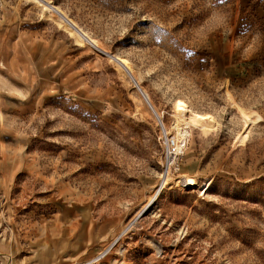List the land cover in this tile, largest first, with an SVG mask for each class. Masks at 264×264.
Returning <instances> with one entry per match:
<instances>
[{
  "label": "rangeland",
  "instance_id": "1",
  "mask_svg": "<svg viewBox=\"0 0 264 264\" xmlns=\"http://www.w3.org/2000/svg\"><path fill=\"white\" fill-rule=\"evenodd\" d=\"M0 53V264H264V0H0Z\"/></svg>",
  "mask_w": 264,
  "mask_h": 264
},
{
  "label": "bare ground",
  "instance_id": "2",
  "mask_svg": "<svg viewBox=\"0 0 264 264\" xmlns=\"http://www.w3.org/2000/svg\"><path fill=\"white\" fill-rule=\"evenodd\" d=\"M94 42L95 41L91 40V43H94ZM1 51H3V50H1ZM3 58H1V60ZM119 59H120L119 61L122 62L123 65H125L126 67L129 68L130 71H132V67L128 64V62H126L125 58L124 59L119 58ZM141 93L147 99L149 98V100H151V96H149V94L147 93V91L143 87L141 88ZM151 105L153 107H155L153 103ZM174 108H175V112H176V117H175L174 121L172 122L170 128H166V130L169 132V135L171 134L174 137V144H173L172 150L174 151L173 155L177 156L179 153L185 152L186 148L188 147L187 142H188V139L192 133L191 126L194 125L197 127H203V129H205L206 127H211V126H213V120H212L213 115L209 114V113H204V112L200 113L198 111L196 112L194 110H190L184 99L183 100L182 99L176 100ZM244 115H245V113H244ZM160 116H161V114H160ZM245 116H247L246 119H249V117H251L248 115H245ZM175 161H176V158L173 157V160L171 163L173 164ZM168 163H169V161H168ZM176 180H177L179 185H182L184 187L186 185L188 187H193V186L198 184L196 176L194 174L188 173V172L181 173L179 176H177ZM211 183H212L211 179L205 180V182L202 186V189H201V194H204L210 188ZM155 208L156 207H154L152 209V212H150L151 215L157 214V210ZM178 234H179L178 238H180L183 235V229L182 228H180L178 230Z\"/></svg>",
  "mask_w": 264,
  "mask_h": 264
},
{
  "label": "water",
  "instance_id": "3",
  "mask_svg": "<svg viewBox=\"0 0 264 264\" xmlns=\"http://www.w3.org/2000/svg\"><path fill=\"white\" fill-rule=\"evenodd\" d=\"M134 80H135V83H138L136 79H134Z\"/></svg>",
  "mask_w": 264,
  "mask_h": 264
}]
</instances>
